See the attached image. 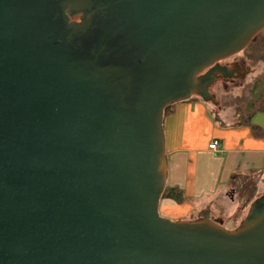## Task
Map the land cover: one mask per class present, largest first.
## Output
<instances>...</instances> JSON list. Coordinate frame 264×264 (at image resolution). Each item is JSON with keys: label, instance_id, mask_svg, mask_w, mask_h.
I'll return each mask as SVG.
<instances>
[{"label": "water", "instance_id": "water-1", "mask_svg": "<svg viewBox=\"0 0 264 264\" xmlns=\"http://www.w3.org/2000/svg\"><path fill=\"white\" fill-rule=\"evenodd\" d=\"M263 31L264 0H0V264H264V197L159 213L165 109Z\"/></svg>", "mask_w": 264, "mask_h": 264}, {"label": "crops", "instance_id": "crops-1", "mask_svg": "<svg viewBox=\"0 0 264 264\" xmlns=\"http://www.w3.org/2000/svg\"><path fill=\"white\" fill-rule=\"evenodd\" d=\"M207 102L194 96L172 105L164 115L166 188L180 189L186 197L182 203L164 197L160 201L159 211L172 220H209V209L218 212L213 221H224L233 207V215L240 213L230 185L236 173L252 176L256 198L264 197V112L252 117L251 125L259 128L254 131L250 125H234L236 118L227 112L218 118ZM202 130L208 131L207 137L198 135ZM215 140L220 142L217 152L209 149ZM196 211L201 215L189 217ZM248 212L239 214L240 223L234 230L243 224Z\"/></svg>", "mask_w": 264, "mask_h": 264}, {"label": "trees", "instance_id": "trees-1", "mask_svg": "<svg viewBox=\"0 0 264 264\" xmlns=\"http://www.w3.org/2000/svg\"><path fill=\"white\" fill-rule=\"evenodd\" d=\"M258 36H260L261 39L260 43L262 46L260 48L264 49V31ZM260 48L259 51L261 50ZM261 55L263 54L260 52L259 55H253V58H259V60H256V62H263V68L260 76L255 78L252 83L247 85L243 91L244 94L242 96L236 97L234 104L236 111V120L234 125H250L254 131L258 130L259 128L251 125L252 117L258 112H264V55L262 57ZM241 88H244V86ZM171 107L172 106H169L165 109V116L170 112ZM230 183L233 191L232 198L236 199V201L240 204L239 212L246 214L253 202L257 199L256 183L253 177L236 173L231 177ZM163 197L173 199L179 203H182L186 200L182 190L177 188H166Z\"/></svg>", "mask_w": 264, "mask_h": 264}, {"label": "rangeland", "instance_id": "rangeland-1", "mask_svg": "<svg viewBox=\"0 0 264 264\" xmlns=\"http://www.w3.org/2000/svg\"><path fill=\"white\" fill-rule=\"evenodd\" d=\"M261 39L260 36H257L256 39L251 43L250 47H248L245 51L231 57L230 59H228L227 61H223V63L221 64H226V63H230L233 61H240V62H246V68H250L249 69V74L247 76L244 77V74L239 78V81L236 82L234 85H228L227 86V93L225 92L223 95L222 90H220V88H211L210 92H212L213 94H216L218 98H221L222 101L220 103V105H222V108H218V104L214 99H211L210 101L207 102V104L209 105V108L212 110L214 109L215 112H218V118H221V112H227L230 116H234L235 118V98L242 96L244 94V89L247 87L248 84L252 83L255 78H257L258 76H260L261 72H262V68H263V62L258 61L256 62V60H259V58L255 59L253 58L254 54L259 55V52L261 54L264 55V49L260 48L262 45L260 43ZM259 48L261 49L259 51ZM261 55V57L263 56ZM248 58H250V61H248ZM260 57V58H261ZM246 71V70H245ZM248 72V71H247ZM247 72L245 74H247ZM198 79V78H197ZM240 85H245L244 88L239 87ZM194 96H198L196 94L193 95ZM220 100V99H218ZM163 129H164V134H165V126L163 124ZM199 136H201L202 138H205L208 136V131L207 130H202L199 132L198 134ZM173 200V199H171ZM173 202H175V200H173ZM176 203V202H175ZM217 208V207H216ZM234 207L232 208V211L228 213L227 216H225L224 218V223H223V228L227 231H233L236 226H238V224L240 223V217L239 214H232ZM160 210V207H159ZM160 216L164 219L170 220L172 222H188V221H180V220H172L171 218H169L168 216H166V214H162L160 211ZM206 213H209V220L213 221V219H216L215 215L218 214V212L216 213V211H214L213 209H209L206 210ZM193 215L199 216L201 215L199 212H195L194 214H191L189 217H193ZM219 219V218H218ZM242 226V224H241ZM240 228V227H239ZM238 228V229H239Z\"/></svg>", "mask_w": 264, "mask_h": 264}, {"label": "flooded vegetation", "instance_id": "flooded-vegetation-1", "mask_svg": "<svg viewBox=\"0 0 264 264\" xmlns=\"http://www.w3.org/2000/svg\"><path fill=\"white\" fill-rule=\"evenodd\" d=\"M246 49H244L243 51H245ZM243 51H241V52H243ZM230 58L224 59L223 61H227ZM247 59H248V61H250V58L247 57ZM223 61L222 60L218 61L214 65H212L209 68H207L206 70H204L200 75H198V81H197L198 82L197 90L200 88V85H202V84L207 85V90L210 93L212 99H214L217 103H219L218 104V108L219 109L222 108V105H220L222 99L218 98L216 94H213L212 92H210L211 88H213V87L214 88H220V90H222L223 95H225L224 93L225 92L227 93V86L229 84L230 85H234L236 82L239 81V78L243 74H244V77H245L250 72L249 71L250 68H246L245 67L247 64L244 61L240 62V61L237 60V61H233V62H230V63L221 64V63H223ZM219 68L226 69L227 70L226 71V75L223 74L219 70ZM246 72H247V74H245ZM208 74H211V76L210 77L207 76V78H204L203 81L200 80V78H202V77H204L205 75H208ZM210 78H212V79H210ZM242 86H244V85H240L239 87H242ZM218 99H220V100H218Z\"/></svg>", "mask_w": 264, "mask_h": 264}, {"label": "built area", "instance_id": "built-area-1", "mask_svg": "<svg viewBox=\"0 0 264 264\" xmlns=\"http://www.w3.org/2000/svg\"><path fill=\"white\" fill-rule=\"evenodd\" d=\"M220 147V142L215 140L212 142V144L209 145V149L212 150L213 152H217Z\"/></svg>", "mask_w": 264, "mask_h": 264}]
</instances>
